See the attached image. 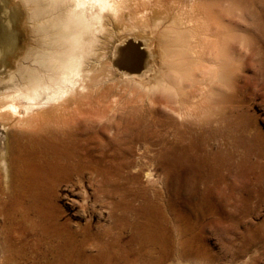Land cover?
Here are the masks:
<instances>
[{
  "label": "rangeland",
  "instance_id": "rangeland-1",
  "mask_svg": "<svg viewBox=\"0 0 264 264\" xmlns=\"http://www.w3.org/2000/svg\"><path fill=\"white\" fill-rule=\"evenodd\" d=\"M153 1L147 16L219 40L205 113L133 104L56 155L34 145L47 154L20 177L11 162L1 194L17 218L0 215V264H264V0Z\"/></svg>",
  "mask_w": 264,
  "mask_h": 264
},
{
  "label": "bare ground",
  "instance_id": "bare-ground-1",
  "mask_svg": "<svg viewBox=\"0 0 264 264\" xmlns=\"http://www.w3.org/2000/svg\"><path fill=\"white\" fill-rule=\"evenodd\" d=\"M148 2L0 0L1 216L17 218L14 207L6 209L1 200L12 163L17 176H24L23 168L28 172L34 157L47 154L44 147L34 151V145L48 146L56 155L55 146L75 147L106 132L133 104L158 105L180 118L203 115L212 88L207 82L217 74L214 59L206 55L219 40H211L208 26L195 28L194 17L191 23L180 15L170 20L147 16ZM149 168L152 176L154 168Z\"/></svg>",
  "mask_w": 264,
  "mask_h": 264
}]
</instances>
